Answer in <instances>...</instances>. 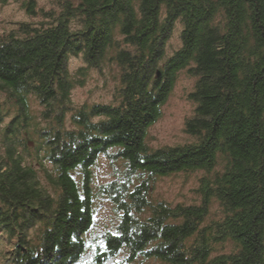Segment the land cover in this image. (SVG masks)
<instances>
[{"label": "trees", "instance_id": "obj_1", "mask_svg": "<svg viewBox=\"0 0 264 264\" xmlns=\"http://www.w3.org/2000/svg\"><path fill=\"white\" fill-rule=\"evenodd\" d=\"M26 10L36 12L34 0ZM177 22L181 47L165 59ZM80 54L87 69L117 64L119 104L83 107L67 129L78 82L68 61ZM183 70L197 78L185 124L196 141L152 150L147 131ZM0 93L17 110L0 136V230L14 242L8 264H102L122 251L136 264H264V0H70L48 25L0 34ZM29 96L50 127L37 148L38 166L51 165L52 193L18 151ZM3 118L0 111V126ZM108 152L125 169L95 193L91 168ZM218 166L200 179L199 205L151 200L158 178ZM97 196L108 198L117 222L94 252L86 236ZM212 202L219 217L204 225ZM225 244L229 253L214 254Z\"/></svg>", "mask_w": 264, "mask_h": 264}, {"label": "rangeland", "instance_id": "obj_2", "mask_svg": "<svg viewBox=\"0 0 264 264\" xmlns=\"http://www.w3.org/2000/svg\"><path fill=\"white\" fill-rule=\"evenodd\" d=\"M29 0H0V34L15 32L20 23L32 24H50L53 18L62 11V5L69 3L70 0H34L36 12L28 13L26 5ZM72 3L75 0H71ZM55 21V19H54ZM75 21L71 24V29H77ZM182 25L177 22L170 38L165 46V59L171 57L180 47V34ZM121 40V38H119ZM125 48V46H123ZM84 62L83 55L70 57L68 61V70L72 78L76 79L77 85L71 92L70 112L66 117V128L71 127V116L83 107H93L95 105H113L119 104V90L121 89L120 68L115 62L105 61L101 67L88 68ZM197 78L191 76L187 70L181 71L174 88L161 108V117L147 131L146 144L152 150L177 147L195 143V138L185 132L187 120L193 117L196 105L189 99V94L194 91ZM81 83V84H80ZM30 127H27L25 136H21L18 151L25 159V165H32L36 171L37 178L42 187L52 193V189L46 181L45 170L50 171L51 165L45 163V170L40 168L41 152L37 146L43 145L45 133L50 129L49 124L42 119L41 113L43 107L34 96L28 97ZM0 111L4 116L0 126V136L2 129L7 126L17 115L16 108L8 102L6 96L0 93ZM104 116L93 119V122L104 120ZM52 128V127H51ZM1 139V137H0ZM39 155V156H38ZM112 153L102 154L94 167L91 168L92 187L97 193L98 189L111 181L120 177L125 169L121 160L112 158ZM44 163V162H43ZM41 164V163H40ZM221 164V163H220ZM219 164V165H220ZM217 167L214 172L207 174L203 171L192 173H179L168 177L158 178L152 187L151 200L153 202H165L172 207L176 205H199L201 196L198 193L200 179L204 176H211L220 171ZM95 222L86 236L88 244L93 249L102 245L104 234L112 230L117 222V216L113 205L106 197H96L95 200ZM218 203L212 202L210 213L204 225L212 223V220L218 219ZM12 244L8 235L0 230V264H8V253H12ZM98 244V245H97ZM214 254H227L232 250L230 244L218 246ZM90 253L92 254V252ZM91 257V256H90ZM84 264H97L95 260L88 259ZM102 264H136L135 261H129L128 254L125 251L120 252L113 259L103 261ZM138 264H164L154 259L138 260Z\"/></svg>", "mask_w": 264, "mask_h": 264}]
</instances>
